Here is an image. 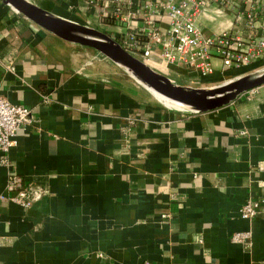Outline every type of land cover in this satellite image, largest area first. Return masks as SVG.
<instances>
[{
	"label": "crops",
	"instance_id": "1",
	"mask_svg": "<svg viewBox=\"0 0 264 264\" xmlns=\"http://www.w3.org/2000/svg\"><path fill=\"white\" fill-rule=\"evenodd\" d=\"M33 2L114 39L122 32L81 1ZM0 5V92L32 117L10 169L43 189L22 206L0 166V264H264V85L214 110L182 111L96 50ZM151 67L191 86L252 70ZM249 198L260 202L251 220L240 216Z\"/></svg>",
	"mask_w": 264,
	"mask_h": 264
},
{
	"label": "built area",
	"instance_id": "2",
	"mask_svg": "<svg viewBox=\"0 0 264 264\" xmlns=\"http://www.w3.org/2000/svg\"><path fill=\"white\" fill-rule=\"evenodd\" d=\"M78 1L90 7L99 22L120 26L122 32L115 40L150 67L173 65L205 77L264 66V0ZM203 21L218 23L219 30L205 34ZM31 118L28 108L10 102L0 92V166L7 168L5 189L25 207L39 200L43 189L24 185L22 177L10 169L8 153L17 143L18 129ZM259 212L260 202L253 198L240 207L243 219L251 220ZM249 237V231L236 232L232 240L242 242Z\"/></svg>",
	"mask_w": 264,
	"mask_h": 264
},
{
	"label": "water",
	"instance_id": "3",
	"mask_svg": "<svg viewBox=\"0 0 264 264\" xmlns=\"http://www.w3.org/2000/svg\"><path fill=\"white\" fill-rule=\"evenodd\" d=\"M2 2L55 36L96 50L122 67L130 76L137 79L138 83L154 94L158 93L163 100L182 111L193 113L214 110L229 104L240 94L264 85V66L235 79L209 86L180 84L133 56L117 40L98 28L65 19L31 0Z\"/></svg>",
	"mask_w": 264,
	"mask_h": 264
},
{
	"label": "rangeland",
	"instance_id": "4",
	"mask_svg": "<svg viewBox=\"0 0 264 264\" xmlns=\"http://www.w3.org/2000/svg\"><path fill=\"white\" fill-rule=\"evenodd\" d=\"M32 1H35V2H40V0H32ZM0 4H2V6L3 7H7L9 10H11V12H15L16 13V11L14 10V9H12L11 7H9V6H7V5H5L3 2H2V0H0ZM1 6V5H0ZM90 48V47H89ZM121 68V70L125 73V74H127V75H129L122 67H120ZM249 71H251V70H249ZM245 73H247V72H244L243 74H245ZM242 73H240V74H238V75H234V76H230V77H228V78H224L221 82H223L224 80H228V79H235L236 77H238V76H241V75H243ZM130 76V75H129Z\"/></svg>",
	"mask_w": 264,
	"mask_h": 264
},
{
	"label": "bare ground",
	"instance_id": "5",
	"mask_svg": "<svg viewBox=\"0 0 264 264\" xmlns=\"http://www.w3.org/2000/svg\"><path fill=\"white\" fill-rule=\"evenodd\" d=\"M137 80V79H136ZM138 81V80H137ZM156 95H158V96H160L161 97V95H159L158 93H155ZM162 98V97H161ZM163 99V98H162ZM165 100V99H164ZM165 102H167V101H165ZM168 104H169V102H167Z\"/></svg>",
	"mask_w": 264,
	"mask_h": 264
},
{
	"label": "trees",
	"instance_id": "6",
	"mask_svg": "<svg viewBox=\"0 0 264 264\" xmlns=\"http://www.w3.org/2000/svg\"><path fill=\"white\" fill-rule=\"evenodd\" d=\"M0 75H1V69H0Z\"/></svg>",
	"mask_w": 264,
	"mask_h": 264
}]
</instances>
